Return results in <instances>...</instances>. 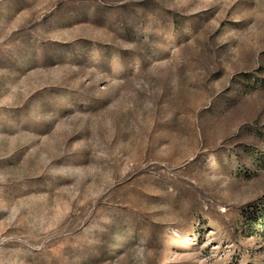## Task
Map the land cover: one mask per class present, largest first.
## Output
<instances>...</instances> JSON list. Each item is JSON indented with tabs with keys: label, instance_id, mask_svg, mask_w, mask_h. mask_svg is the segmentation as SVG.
I'll list each match as a JSON object with an SVG mask.
<instances>
[{
	"label": "rangeland",
	"instance_id": "1",
	"mask_svg": "<svg viewBox=\"0 0 264 264\" xmlns=\"http://www.w3.org/2000/svg\"><path fill=\"white\" fill-rule=\"evenodd\" d=\"M0 264H264V0H0Z\"/></svg>",
	"mask_w": 264,
	"mask_h": 264
}]
</instances>
